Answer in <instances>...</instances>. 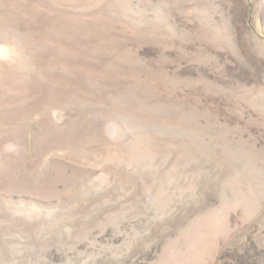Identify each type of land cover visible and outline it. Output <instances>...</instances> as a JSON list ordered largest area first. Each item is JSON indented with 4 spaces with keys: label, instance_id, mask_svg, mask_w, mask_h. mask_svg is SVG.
<instances>
[{
    "label": "rangeland",
    "instance_id": "374dc122",
    "mask_svg": "<svg viewBox=\"0 0 264 264\" xmlns=\"http://www.w3.org/2000/svg\"><path fill=\"white\" fill-rule=\"evenodd\" d=\"M0 264H264V0H0Z\"/></svg>",
    "mask_w": 264,
    "mask_h": 264
}]
</instances>
